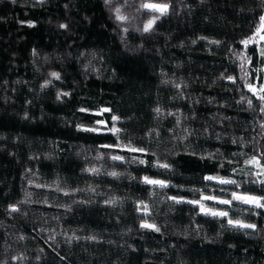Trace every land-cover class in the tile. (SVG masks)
<instances>
[{
  "label": "trees",
  "instance_id": "1",
  "mask_svg": "<svg viewBox=\"0 0 264 264\" xmlns=\"http://www.w3.org/2000/svg\"><path fill=\"white\" fill-rule=\"evenodd\" d=\"M141 2L130 0L122 7L129 20L118 22L104 0H0V261L264 264V209L206 200L208 207L229 212L213 217L169 199L219 196L221 188L228 199L234 191L264 197V187L251 182L257 177L245 175L260 171L245 164L251 157L264 164V114L241 71L243 62L247 82L258 87L264 71L255 70L264 68V58L258 45L240 44L252 35L264 3L151 0L170 8L143 32L159 13L137 12ZM122 5L125 0H113L111 8ZM61 23L69 27L61 29ZM241 53L251 62L242 61ZM53 71L60 80L49 76ZM57 92L70 95L58 101ZM241 95L253 100V108L237 103ZM112 115L120 117L119 137L108 131ZM77 125L100 131H78ZM129 145L146 151H129ZM114 155L125 159L114 161ZM157 162L170 168L154 167ZM144 176L170 186L146 185ZM206 176L233 179L241 187ZM114 197L115 206L104 203ZM140 200L149 206L147 217L136 211ZM9 205L20 211L9 214ZM145 219L160 232L140 228ZM228 219L257 227L232 228Z\"/></svg>",
  "mask_w": 264,
  "mask_h": 264
},
{
  "label": "snow or ice",
  "instance_id": "2",
  "mask_svg": "<svg viewBox=\"0 0 264 264\" xmlns=\"http://www.w3.org/2000/svg\"><path fill=\"white\" fill-rule=\"evenodd\" d=\"M13 3L16 2V0H12ZM39 3H44L45 0H38ZM104 3L106 6H108L110 8V11L114 12L115 14V19L118 22H126L129 20V17L127 15L122 14V7L127 6L130 4V0H125V5H122L120 7H115L114 9L111 8V5L113 3V0H104ZM262 3H264V0H262ZM65 7H67V5H65ZM169 8H170V4L169 3H155V2H151V0H142V2L140 3L139 7L136 8L135 10L137 12L140 11H151L152 13H159V15H153L149 20H147V22L144 24L143 27V32H149L151 30H153V25L156 23L157 20H159L162 16H165L168 14L169 12ZM24 23V22H21ZM29 27H33L34 23L33 22H27ZM59 27L61 29H67L69 26L65 23H61L59 24ZM125 32L128 31V29H124ZM203 39V38H202ZM196 41H193V43H195ZM210 43L213 44H219V41H210ZM240 44H242L244 46L245 49H247L250 45H258V52L259 55L264 58V14L260 15L259 17V22L256 25L254 31L252 32V35L246 37L245 39L240 41ZM33 55H36L35 49L33 50ZM242 61H248L251 62L252 57L246 56L243 53L240 54ZM241 71L243 73V79L245 80V86L248 88L249 92L252 93L253 96H255L259 101H260V112L262 114H264V84L259 85L258 87L252 83H248L247 79H248V75L249 72L245 69V65L242 62L241 63ZM256 72H260V71H264V68L262 69H257L255 70ZM223 76V74H221ZM49 76L55 80H60L61 79V75L59 72H50ZM228 80L235 82V78L232 76H228L227 77ZM52 83V80H46L42 85L41 88H46L48 87L50 84ZM176 87L179 89L181 86L180 85H176ZM70 93L68 92H57L56 98L57 100H61L62 97H66L69 96ZM248 105V108L251 109L253 108V100L251 98H247L244 95H241V98L239 101H237V103H242L245 102ZM79 111L81 112H87L89 111V109L86 108H81L79 109ZM111 109L109 108H103L100 110V112L104 113V112H110ZM156 112L157 115H160L161 113V109L160 108H156L154 110ZM168 115H175L174 113H168ZM27 118V113H25V117ZM120 120L119 116L116 115H112V127L108 129L109 132H111L112 134L116 135L117 137H119V134L121 133V129L116 127V122ZM180 123V118L177 117V124ZM97 125H103L105 124L104 121L102 120H97L96 121ZM261 129L264 130V121L261 122ZM77 130L78 131H87V132H99L100 128L98 127H84L82 125H77ZM187 132V130H185ZM191 134V133H189ZM236 141L234 140L233 143H235ZM104 147H120V145H105ZM127 150L132 151V152H140V153H144L146 150L144 148H134L129 146H126ZM203 158V157H202ZM112 160L116 161V160H120L123 161L125 158L123 156H119V155H114L111 157ZM133 162L139 163V164H145L146 161L143 159H138L136 157H133ZM245 164L247 165H255L256 167H258L260 169V171L255 172V173H245V175H254L257 177L256 180L251 181L254 183H258L259 185H261V187H264V179H259L260 176L264 175V164L260 163L259 158H257L256 156L251 157L249 160L245 161ZM154 167H160V168H164V169H169L170 165L168 164H160L159 162H157L156 164L153 165ZM223 166V165H221ZM85 171H88L90 173L96 174L100 171V169L97 168H89V169H85ZM233 171H236L235 169ZM109 175L113 176V177H117L120 174L117 172H110L108 173ZM132 179H135V177H133ZM218 180L220 184L222 185H235L238 189L241 187V185L233 179H224L221 177H212V176H206L205 180ZM141 182L146 184V185H150L153 187H159L161 189L169 187L170 185L162 180H156V179H152L148 176H144L141 179ZM37 187H42L41 185H37ZM92 192H95V189H89ZM57 191H61V189H57ZM194 191H199L198 189H195ZM30 195V194H29ZM64 195H70L69 192H64ZM170 200H172L174 203H190L192 205L195 206H199L200 208V212L203 213L204 215H210L213 217H228L229 216V212L225 211V210H219L216 208H210L208 206H206L203 201H215L218 204L221 205H232V203L234 201H239L242 202L244 204H248L251 206H254L256 208H262L264 209V197L262 196H255V195H251L248 193H241V192H237L234 191L231 193V199H221L217 196H208V195H203V193H201V197L199 200H188L185 201L183 198H177V197H169ZM119 202L118 198H112L109 200H105L104 203L106 205L109 206H115L117 203ZM45 203H47V201H45ZM73 203H87L86 201H73ZM69 211H71V207L70 206H65ZM20 209L17 205H9V214H11L12 212H19ZM136 211L137 212H142L145 217H147L149 215V206L142 200L137 201L136 202ZM228 226L232 227V228H238V229H256L257 225L256 224H249V223H244L240 220H232V219H228L227 221ZM140 228L142 229H150L153 230L155 232H160V227H158L156 224L154 223H148L147 220H142L140 222ZM21 239H23L24 237H20ZM70 240L72 238H69ZM75 239H79V237H75ZM87 239L89 240H93L95 241L97 239V237L95 236H89L87 237ZM12 260H20L23 259L22 257H17V256H13L11 258ZM0 264H6V262L4 261H0Z\"/></svg>",
  "mask_w": 264,
  "mask_h": 264
},
{
  "label": "rangeland",
  "instance_id": "3",
  "mask_svg": "<svg viewBox=\"0 0 264 264\" xmlns=\"http://www.w3.org/2000/svg\"><path fill=\"white\" fill-rule=\"evenodd\" d=\"M155 3H158V2H155ZM263 84H264V82H263ZM103 126H105V124H103ZM256 167V166H255ZM217 182L219 183V181L217 180ZM221 193H222V195H219V196H217V197H219V198H221V199H228L227 197H226V190L224 189V188H221L220 190H219ZM213 203H217V202H215V201H212ZM203 203L207 206V204H206V201H203ZM248 205V204H247ZM249 206H251V205H249ZM254 207V206H253ZM217 209V208H216Z\"/></svg>",
  "mask_w": 264,
  "mask_h": 264
}]
</instances>
